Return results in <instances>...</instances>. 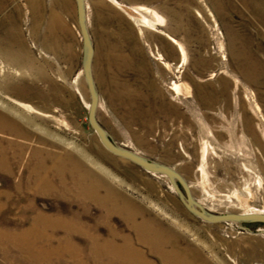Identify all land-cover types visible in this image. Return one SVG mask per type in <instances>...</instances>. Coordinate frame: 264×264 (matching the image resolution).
Wrapping results in <instances>:
<instances>
[{
	"label": "rangeland",
	"instance_id": "1",
	"mask_svg": "<svg viewBox=\"0 0 264 264\" xmlns=\"http://www.w3.org/2000/svg\"><path fill=\"white\" fill-rule=\"evenodd\" d=\"M87 2L97 116L113 140L175 167L212 212L264 211V0ZM123 5L163 20L140 26ZM90 101L76 1L0 0V111L28 134L0 137L23 144L25 162L39 149L69 159L84 178L53 176L62 188L33 191L22 203L36 207L21 213L25 227L38 211L78 214L70 226L92 231H52L55 247L72 249L43 264H76L75 254L88 264H264V223L195 216L167 176L104 147L89 123ZM19 171H0V188L13 192L26 164ZM6 210L0 230L12 231L20 208ZM0 250V264H32Z\"/></svg>",
	"mask_w": 264,
	"mask_h": 264
},
{
	"label": "bare ground",
	"instance_id": "2",
	"mask_svg": "<svg viewBox=\"0 0 264 264\" xmlns=\"http://www.w3.org/2000/svg\"><path fill=\"white\" fill-rule=\"evenodd\" d=\"M86 4H87V9H88L87 0H86ZM123 8L140 26H145V25L149 26V24L150 25L154 24V21L156 20L157 21L163 20L162 17L155 10L150 9L145 6L126 7L123 5ZM141 31H142V28H141ZM177 43L179 44L182 50V54L184 58L186 55L185 49L180 42H177ZM174 85L178 92L181 91L180 85L176 83ZM12 101L17 103L21 107L28 109L29 111H36V109L32 105H29L27 103H24V102L15 100V99ZM89 106H90V103H89ZM0 130H3L6 133L16 135V136H21L24 138L28 137L27 132L23 130L22 126L19 125L17 121L15 119H12L9 115H7L6 113H3L2 111H0ZM123 146L128 147L126 145H123ZM25 153H26V148L23 144L19 143L18 141L14 139H9V138L7 139V138L0 137V171L8 174V176H11L10 178H12V176H16L17 174H20L19 168L23 164H26V171L25 173H22L20 175L19 181L14 184V189H12L13 192L0 188V210L4 209L5 211H7L6 209L10 207L17 208V209L20 208L19 216L17 220L15 221V225L17 224L16 229H13L12 231L7 230V229L0 230V246H1L0 248L3 247L4 253L7 255H9L8 253H10L11 250H16L20 254V256L22 255V257L20 258L18 254L20 259L26 260L27 262H31L32 264H43L45 261L52 263L53 259H57V260L62 259L63 256H60L61 250L70 247L68 246V244H65V242L62 243L61 241H58V246L55 247L54 246L55 239H52L53 232H55L56 234L59 233L61 229L60 227L67 228V229L73 230L74 232L76 231V232H81V233L88 232L90 229L83 230L75 226H70V222L76 223V222L81 221V216L78 214L73 215L71 218H64L62 216H56L53 218H49L45 216L43 213L41 214L38 211L33 216L32 224L29 227H25L24 225L27 222L26 216L29 215V212H35L36 207H35V204L32 203L30 208L22 209V203H25V200L27 199V194H30L33 191L39 192V193H49L50 194L52 192H56L59 188H62L63 184L56 182L53 176H57L61 178V176L65 172H70L69 174L71 175L72 174L78 175V177L76 178V180H78L77 181L78 184H80V182L83 183L84 178H81V175H80L81 173L79 171L80 168L78 167V165H74V164L71 165L69 159L67 158L57 157L55 155H49V157H42L40 155L41 151L39 149H36L34 151L32 158L25 162ZM82 175H85V174H82ZM65 180L67 179L65 178ZM89 186H90V182L88 181L85 187L89 188ZM64 188L68 189L66 187ZM69 189H71V185ZM83 189H86V188H83ZM62 192H65V191H62ZM69 194L70 193H68V195ZM79 195H81V193ZM83 197H84V194H83ZM86 198H88V195ZM17 201L19 202L17 203ZM208 210L211 211L210 209ZM23 212L25 213L26 216L25 215L22 216L21 213ZM248 212H264V211L254 210V211H245L241 213H248ZM129 215L130 214L128 213V216ZM222 222H230V221H222ZM65 224L66 226L64 227ZM88 233L89 235L91 234L92 236V231H89ZM95 248H98V247L96 246ZM70 249L72 248L70 247ZM0 251L2 252V250ZM73 251H76V250H73ZM69 253H70V250H69ZM79 257H80V254H75V256L73 257L76 264L77 263L78 264H88V263H85L84 260L82 261L83 263L80 262ZM14 259H12L13 262H14ZM172 264H179V262H173Z\"/></svg>",
	"mask_w": 264,
	"mask_h": 264
},
{
	"label": "water",
	"instance_id": "3",
	"mask_svg": "<svg viewBox=\"0 0 264 264\" xmlns=\"http://www.w3.org/2000/svg\"><path fill=\"white\" fill-rule=\"evenodd\" d=\"M77 4L78 25L83 39V73L91 95L88 111L89 123L100 138L104 147L113 154L128 159L143 169L159 173L168 177L177 195L185 207L195 216L207 222L231 221L242 224L243 222H262L264 223V212H225L215 213L209 211L193 195L191 185L187 179L175 167L153 160L131 148L118 144L111 137L98 119L97 112L99 107V91L93 73L94 44L88 24V13L86 0H75Z\"/></svg>",
	"mask_w": 264,
	"mask_h": 264
}]
</instances>
